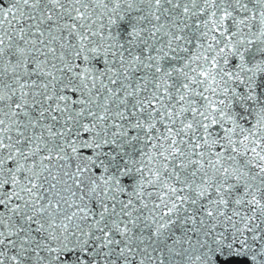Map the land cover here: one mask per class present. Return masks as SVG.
Returning <instances> with one entry per match:
<instances>
[{"label":"snow or ice","instance_id":"1","mask_svg":"<svg viewBox=\"0 0 264 264\" xmlns=\"http://www.w3.org/2000/svg\"><path fill=\"white\" fill-rule=\"evenodd\" d=\"M0 264H264V0H0Z\"/></svg>","mask_w":264,"mask_h":264}]
</instances>
